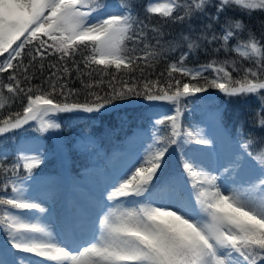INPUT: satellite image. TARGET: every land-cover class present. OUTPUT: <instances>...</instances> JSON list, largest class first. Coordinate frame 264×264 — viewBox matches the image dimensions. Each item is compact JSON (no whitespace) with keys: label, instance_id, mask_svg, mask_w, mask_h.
<instances>
[{"label":"snow or ice","instance_id":"6c2138e0","mask_svg":"<svg viewBox=\"0 0 264 264\" xmlns=\"http://www.w3.org/2000/svg\"><path fill=\"white\" fill-rule=\"evenodd\" d=\"M211 3L149 0L146 14L161 17L163 23L188 24L189 35L169 38L163 24L150 27L139 19L132 0L115 4L110 0H0V74L8 73V83L0 81V136L31 128L33 122L39 132L58 130L57 114H100L116 101L133 96L175 106V114L156 121L157 125L167 122L169 134L155 135L113 178L106 189L107 202L90 215L74 209L56 234L31 211L44 213L42 203L17 186L19 170L27 172L25 180L34 178L42 156L21 150L9 167L4 162L8 154L0 152V172L5 177L0 183L11 190L0 195V235L4 237L0 264H264V135L248 134L215 169L205 163L198 147L182 148L179 170L168 158L174 145L214 143L200 129L183 131L180 123L185 99L209 88L229 98L260 96L256 127L264 130V20L258 39L243 19L264 13V0H216L215 13L207 15ZM229 10L232 16L225 15ZM197 16H204L207 23L193 38L196 29L191 21ZM198 41L218 44L213 53H234L239 59H211L188 67L189 56L201 47ZM184 42L187 50L167 64V79H161L165 72L155 79L145 78ZM78 52L84 68L102 66L100 74L111 76L103 94L93 91L103 79H84L92 77L95 69L85 74L75 60ZM53 54L63 63L48 65L53 71L44 80L47 88L33 85L36 72L30 69ZM243 61L250 66L244 67ZM113 68L128 74L118 87L116 75L109 71ZM44 69L40 62L41 75ZM73 72L90 97L84 102H69L78 95L69 86ZM183 78L189 82H182ZM17 100L22 110L3 115Z\"/></svg>","mask_w":264,"mask_h":264},{"label":"trees","instance_id":"16d2710c","mask_svg":"<svg viewBox=\"0 0 264 264\" xmlns=\"http://www.w3.org/2000/svg\"><path fill=\"white\" fill-rule=\"evenodd\" d=\"M149 0H132V5L137 12L139 19L143 20L144 23L149 24V26H156L157 24H163V31L168 33L169 38L179 37L181 33L184 35H189L188 24H179V23H163V19L157 15L146 14L144 9L147 7ZM111 3L115 4L118 0H110ZM182 2V0H178ZM215 4L216 0H212V3L207 6L206 13L207 15H213L215 13ZM226 16H232V10H229ZM225 15L221 16V23H223ZM245 23L248 27L255 32L257 38L261 37V28L260 22L264 20V13L255 12L251 18L243 17ZM202 23H207V20L204 16H197L192 19V27L196 29V32L192 33L193 38L199 35V30L202 27ZM217 33H219L220 25H215ZM246 35V34H245ZM201 44V47L197 50H194L193 53L189 56L186 61L188 67H197L206 63L211 59L225 60V59H239L236 55L225 54L223 51L219 53H213L212 49L218 47V44L208 45L201 41H198ZM231 44L235 43V40L230 42ZM187 50V43L184 42L175 52H170L167 54V58L161 60L154 72L151 73V76H148V73H145V78L155 79L161 72H165V76L161 77L162 80L167 79V73L165 71L167 64L170 60H176L179 58V55L182 51ZM75 60L79 63L80 68L85 72L93 71L92 77L84 76L85 80H100L103 79L104 83L100 86L99 89H93V91H100L103 94L104 91L108 90V81L111 80L110 75H101L100 69L102 66L92 65L91 69L84 68L83 64V55L77 53ZM42 62L45 65L43 75L38 71L39 63ZM25 63L27 64V58H25ZM63 62L59 60V56L56 54L46 55L43 61H38V63L30 69V71L36 72V78L32 80L33 85H40L43 88H47V84L44 83V80L47 78L49 73L53 71L48 67L49 64L61 65ZM244 67H248L249 62L243 61ZM69 67H72L71 62H69ZM109 71L116 75L117 79L114 82L115 86H119V81L121 79H126L128 74L126 72L117 73L116 70L109 69ZM8 73L0 74V81L3 83H8L7 80ZM137 80H140L139 72L134 73ZM179 77V74H174ZM206 75H209L206 73ZM234 76H238V73H233ZM19 76V73H18ZM182 82H189V78H183ZM23 87H28L26 83H22ZM69 86L77 89L78 95L70 97V101L84 102L87 97V90L83 89L79 80L76 79V74L73 72V78L69 81ZM5 91L6 96H10ZM218 89L209 88L207 92H202L201 94L211 95L219 93ZM143 96H133L123 101H116L115 106L119 105L122 102H131V103H140L146 102ZM26 103V100L24 101ZM261 103L260 96L257 95H247V96H238L229 98L225 95H218L214 99L203 100V99H194L186 98L184 103L181 105L182 114H181V128L183 131L195 130L198 129V111L195 110L194 106L198 108L205 107L211 110H217L219 112V121L223 125L224 129L230 135L233 141L236 143L242 142L248 134H253L254 136L264 135V130L256 127L257 116L256 113L259 110ZM22 103L17 100L10 109H5L3 115H7L9 111L16 112L22 110ZM115 106H108L109 108ZM169 106V103H155L149 106H132L124 107L120 109H115L109 114L104 115H82L81 113H60L57 114L54 119L57 123H60L61 127L58 130H53L51 134L54 137L56 144L52 139L50 140L49 150L53 152V156L43 165L36 168L33 172V176L44 175V176H53L60 175L65 177L67 173L71 175L73 180H76L78 177L83 176L87 171H90L97 167V161L93 154L89 153L86 150L79 149L77 146L78 133H89L92 134L94 139L97 141L99 146L108 154H113L116 149L123 150L131 143L136 137V130L138 128H145L153 118L160 115H168L166 108ZM29 128L26 126L24 129ZM23 130H17L3 136H0V152H6L8 155L4 158V162L7 166H11L15 162L19 154V146L23 136ZM243 133L241 135L240 133ZM28 131L25 133V135ZM157 134L162 136H167L169 134L168 123L164 125H159ZM201 147L202 145H187L183 144L180 147L172 146L171 155L168 157L171 165L179 170L181 168L180 164V155L182 148L186 149L188 147ZM171 151V149H170ZM27 172L23 169H20L18 172L19 179L17 183L24 180V177L27 176ZM5 177L2 172H0V182L4 181ZM10 187L5 190L3 188V183H0V195L10 194ZM3 237L0 235V239Z\"/></svg>","mask_w":264,"mask_h":264},{"label":"rangeland","instance_id":"374dc122","mask_svg":"<svg viewBox=\"0 0 264 264\" xmlns=\"http://www.w3.org/2000/svg\"><path fill=\"white\" fill-rule=\"evenodd\" d=\"M157 2L167 3L168 0H157ZM196 96L198 97L197 94L189 97ZM166 102L169 103V106L166 108L168 115L175 114V106L171 102ZM126 105L129 104H124V106ZM194 108L198 111V114L201 115L198 128L202 130L205 136L214 140L212 145L201 146L202 158L210 168L215 169L218 164H222L226 161L236 149L237 144L232 141L231 137L219 122V117L217 116L219 112L217 110H211L208 109V107L198 108V106H194ZM164 117V115H160L153 118L148 124V130L138 131L137 138L132 144L129 152L115 153L109 158L104 157L105 154L103 150L99 147L92 134L79 131L77 135L79 140L77 146L82 150L93 153L97 159H99L101 164L100 168H97L95 172L91 171V173L87 174L83 179H80V183H72V185H70L71 188L68 186L67 180H64L60 175L27 179L19 188L23 189L30 197L38 199L46 209L44 213H35V210L31 211H33L36 216H39L42 222L47 223L50 231L54 234L56 228L55 221H62L63 218L65 219V211L67 209H71L72 211L74 209H80L85 215H87L88 211L96 210L99 204L107 202L106 197L108 192L106 189L113 178L127 168L137 156L152 143L153 137L157 135L156 133L159 128L156 121ZM37 127L38 125L33 122L31 128L24 129V137H22L23 140L20 142L19 148L20 152L22 150L23 154L41 155L44 163L53 156V152L48 149L50 140L54 139L51 134L53 130L46 133L39 132L36 130ZM27 131L28 133L25 135ZM220 172L222 173L223 169H220ZM212 174L217 175L219 173L213 171ZM71 189L76 190V197L72 194ZM95 190L97 191L94 196L91 191ZM68 201L70 207L67 208ZM36 259L42 260L43 258Z\"/></svg>","mask_w":264,"mask_h":264},{"label":"bare ground","instance_id":"6f19581e","mask_svg":"<svg viewBox=\"0 0 264 264\" xmlns=\"http://www.w3.org/2000/svg\"><path fill=\"white\" fill-rule=\"evenodd\" d=\"M63 221H64V220H62V221H60V220H56V221H55L56 229L54 230V234L59 233V232L61 231Z\"/></svg>","mask_w":264,"mask_h":264}]
</instances>
